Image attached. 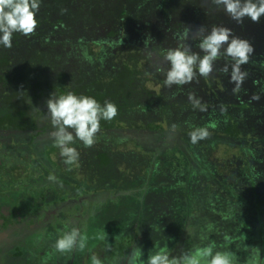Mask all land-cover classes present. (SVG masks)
Returning a JSON list of instances; mask_svg holds the SVG:
<instances>
[{"label":"flooded vegetation","instance_id":"flooded-vegetation-1","mask_svg":"<svg viewBox=\"0 0 264 264\" xmlns=\"http://www.w3.org/2000/svg\"><path fill=\"white\" fill-rule=\"evenodd\" d=\"M12 43L10 52L0 45V264H91L92 255L126 264L136 248L146 261L157 251L178 256L209 244L264 264V142L220 128L216 103L180 123L167 114L155 126L137 110L132 121L102 120L94 146L72 145L80 153L75 164L52 153L55 167L44 150L53 130L40 111L46 101L34 99L46 90L35 88L40 79L27 67L28 44ZM194 127L207 128L209 137L193 145ZM71 227L87 235V247L56 252L55 240Z\"/></svg>","mask_w":264,"mask_h":264},{"label":"trees","instance_id":"trees-1","mask_svg":"<svg viewBox=\"0 0 264 264\" xmlns=\"http://www.w3.org/2000/svg\"><path fill=\"white\" fill-rule=\"evenodd\" d=\"M36 19L33 35L14 33L12 38L14 43L28 44L27 67L38 72L40 79L35 88L40 85L46 90L34 93V99L47 101L53 92L71 91L94 97L102 105L114 103L119 113L114 121H132L131 116L141 110L153 118L148 125L155 126L167 114L179 123L189 118L198 108L187 94L195 91L203 105L216 103L222 108L220 128L264 142V16L259 23L245 18L237 24L216 10L211 0H41ZM213 25L231 29L254 48L249 63L241 66L249 74L242 88L234 91L229 76L219 71L223 59L215 62L210 76L198 82L165 87L164 71L169 64L164 56L178 46L177 34L187 27L191 36L197 28L210 31ZM186 43L203 55L198 41ZM48 79H54V84ZM153 84L158 88H152ZM256 94L260 100L252 101L250 97Z\"/></svg>","mask_w":264,"mask_h":264},{"label":"clouds","instance_id":"clouds-1","mask_svg":"<svg viewBox=\"0 0 264 264\" xmlns=\"http://www.w3.org/2000/svg\"><path fill=\"white\" fill-rule=\"evenodd\" d=\"M41 0H0V45L11 49L14 33L30 37L38 26L36 14L39 11ZM216 10L223 11L237 24H242L245 18L259 23L264 16V0H211ZM190 30L184 27L182 33L177 34L178 46L167 50L164 60L169 67L164 71V86L182 87L198 82L200 77L212 74L216 61L223 59L225 63L219 71L229 76V83L234 84V91L242 88L248 78V72L242 70V65L249 63L254 52L252 44L233 35L232 30L213 25L208 28L201 26L190 36ZM189 39L198 41L196 46L203 52H193L186 43ZM226 45V47H225ZM91 59L90 57L88 58ZM260 95H252V101H259ZM188 100L194 108L201 112L207 108L195 91L187 94ZM47 119L53 130L49 133L54 146L59 149V155L64 164L73 165L79 160L80 153L74 145L77 141L84 147H92L96 143L100 132L101 121H112L119 113L117 106L105 101L103 105L94 97L77 95L71 91L57 95L51 93L46 101ZM207 128L194 127L189 132L190 142L195 145L209 137ZM50 179H52L50 177ZM106 240V233L98 237ZM88 237L83 235L77 227H71L55 240L53 247L61 254L73 251H84L87 247ZM106 248L110 245L106 243ZM143 253L139 248L134 249L127 257L126 264H235L234 254L231 251H217L214 245L209 244L194 252L181 251L180 255L172 256L166 251H157L141 259ZM91 264H103L97 256L90 257Z\"/></svg>","mask_w":264,"mask_h":264},{"label":"rangeland","instance_id":"rangeland-1","mask_svg":"<svg viewBox=\"0 0 264 264\" xmlns=\"http://www.w3.org/2000/svg\"><path fill=\"white\" fill-rule=\"evenodd\" d=\"M39 41V40H38ZM32 48V47H31ZM34 49V47L32 48V50ZM2 50V49H1ZM9 50V49H8ZM27 53H29V50H27ZM146 74V73H145ZM53 84H54V82H52ZM152 88H154V89H157L158 88V84L156 85V84H153L152 85ZM219 104H217V105H215V106H213V108H211V109H213V113H216V114H218V115H220V113H221V111H222V108H220L219 106H218ZM224 109V108H223ZM42 112H43V114H45V113H47V109L46 108H42V110H41ZM42 114V115H43ZM49 143V144H48ZM47 147H46V149H44V150H46V153H45V155L47 156V159L49 160V158L50 157H48V154H51V163L55 166V167H58L59 165H57L58 163L56 162V160H55V157H53L52 156V153H54L55 154V152H59V149L57 148V147H55L54 146V143H53V141H52V139H50L48 142H47ZM10 146V145H9ZM8 146V147H9ZM5 147V146H4ZM3 147V148H4ZM34 147H32L31 149H33ZM25 151V150H24ZM28 151V150H27ZM27 151H25V154L27 153ZM220 151H222L224 154L228 151V147L226 148V146H222V148L220 149ZM1 152V151H0ZM7 152V151H6ZM31 155H33V154H31ZM56 155V154H55ZM226 155V156H225ZM224 155V157L227 159V158H230L231 157V151H229V152H227L226 154ZM264 155V154H263ZM32 157H34V155L32 156ZM24 158H26V155L24 156ZM252 158V157H251ZM258 162V160L257 159H254V158H252V163L251 164H256ZM21 165H22V163H21ZM261 166H263L264 167V164H262ZM263 167H261L260 168V171H259V173H261L262 175H264V168ZM21 169H24V170H26L25 169V167H23V166H21L20 167ZM219 168H221V172H222V174H223V176L224 177H226L227 179H229V175L227 174V172H226V170L228 169H225V164H223V165H221V166H219ZM50 171H51V175H52V177L53 178H57V177H60V174H58V170H57V172L55 171H52L51 169H49ZM254 171V170H253ZM61 178V177H60ZM46 181H42V182H40V183H45ZM48 183V182H47ZM47 186V185H46ZM98 220L99 219H92L91 220V222L92 223H97L98 222ZM244 224L246 225V226H248L247 224H248V222L247 221H244ZM164 251H166V252H168L167 250H164ZM176 251V250H175ZM172 256H177V253L176 252H173L172 254H170V257H172ZM234 260H235V264H247V263H245V259H243L242 257H236V256H234ZM253 264V263H252Z\"/></svg>","mask_w":264,"mask_h":264},{"label":"water","instance_id":"water-1","mask_svg":"<svg viewBox=\"0 0 264 264\" xmlns=\"http://www.w3.org/2000/svg\"><path fill=\"white\" fill-rule=\"evenodd\" d=\"M3 132H4V130H0V134L3 133ZM227 180H229V179H227ZM38 228H39V227H38L37 225L31 227V229H33V230H34V229L37 230Z\"/></svg>","mask_w":264,"mask_h":264}]
</instances>
